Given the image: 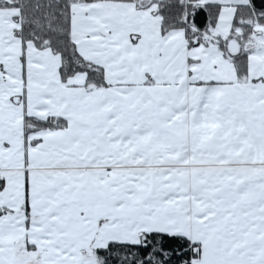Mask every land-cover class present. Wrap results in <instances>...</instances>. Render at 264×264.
<instances>
[{
  "label": "snow or ice",
  "instance_id": "obj_1",
  "mask_svg": "<svg viewBox=\"0 0 264 264\" xmlns=\"http://www.w3.org/2000/svg\"><path fill=\"white\" fill-rule=\"evenodd\" d=\"M0 264H264V0H0Z\"/></svg>",
  "mask_w": 264,
  "mask_h": 264
}]
</instances>
